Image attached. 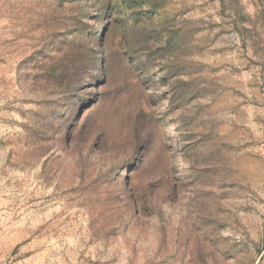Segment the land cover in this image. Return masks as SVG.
Returning a JSON list of instances; mask_svg holds the SVG:
<instances>
[{"label":"rangeland","instance_id":"obj_1","mask_svg":"<svg viewBox=\"0 0 264 264\" xmlns=\"http://www.w3.org/2000/svg\"><path fill=\"white\" fill-rule=\"evenodd\" d=\"M0 264H264V0H0Z\"/></svg>","mask_w":264,"mask_h":264},{"label":"trees","instance_id":"obj_2","mask_svg":"<svg viewBox=\"0 0 264 264\" xmlns=\"http://www.w3.org/2000/svg\"><path fill=\"white\" fill-rule=\"evenodd\" d=\"M90 54H91V55H90ZM84 55L86 56V54H84ZM89 56H92V53H89ZM89 59H90V57H89ZM86 61H87V59H86L85 57H83L82 59L76 61L77 63H76V65H75V67H73V68L71 69V70H72V73H73V72H75V73L78 72V71L80 70L81 66H82ZM90 61H91V64H92V65H95V64L97 63V61H98V58H97L96 56L91 57Z\"/></svg>","mask_w":264,"mask_h":264}]
</instances>
